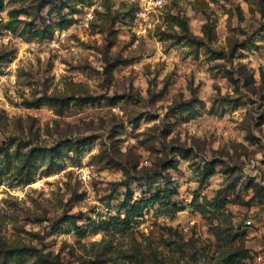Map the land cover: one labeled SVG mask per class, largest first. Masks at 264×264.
<instances>
[{"label":"rangeland","instance_id":"obj_1","mask_svg":"<svg viewBox=\"0 0 264 264\" xmlns=\"http://www.w3.org/2000/svg\"><path fill=\"white\" fill-rule=\"evenodd\" d=\"M0 264H264V0H0Z\"/></svg>","mask_w":264,"mask_h":264},{"label":"built area","instance_id":"obj_2","mask_svg":"<svg viewBox=\"0 0 264 264\" xmlns=\"http://www.w3.org/2000/svg\"><path fill=\"white\" fill-rule=\"evenodd\" d=\"M136 3L138 8V15L146 17L149 15L153 10L163 8L167 3L168 0H131ZM86 175L84 174L83 177Z\"/></svg>","mask_w":264,"mask_h":264},{"label":"trees","instance_id":"obj_3","mask_svg":"<svg viewBox=\"0 0 264 264\" xmlns=\"http://www.w3.org/2000/svg\"><path fill=\"white\" fill-rule=\"evenodd\" d=\"M126 221V220H125Z\"/></svg>","mask_w":264,"mask_h":264}]
</instances>
